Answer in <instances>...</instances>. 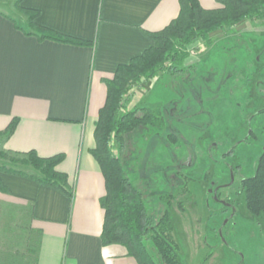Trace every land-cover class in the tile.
<instances>
[{"label":"crops","instance_id":"1","mask_svg":"<svg viewBox=\"0 0 264 264\" xmlns=\"http://www.w3.org/2000/svg\"><path fill=\"white\" fill-rule=\"evenodd\" d=\"M15 2L0 0V130L17 119L1 149L63 154L56 169L71 195L0 171V264H137L124 246L101 243L105 182L90 149L107 93L103 80L153 45L147 33L178 15L179 0ZM22 8L38 13L37 24L89 43L29 34L15 17L27 24Z\"/></svg>","mask_w":264,"mask_h":264},{"label":"rangeland","instance_id":"2","mask_svg":"<svg viewBox=\"0 0 264 264\" xmlns=\"http://www.w3.org/2000/svg\"><path fill=\"white\" fill-rule=\"evenodd\" d=\"M187 49L179 71L129 85L125 109L158 121L112 151L148 212H168L180 264H264V214L246 209L241 187L264 151V17Z\"/></svg>","mask_w":264,"mask_h":264},{"label":"trees","instance_id":"3","mask_svg":"<svg viewBox=\"0 0 264 264\" xmlns=\"http://www.w3.org/2000/svg\"><path fill=\"white\" fill-rule=\"evenodd\" d=\"M20 0H16L18 6ZM214 8H203L198 0H179L178 15L158 31L148 32L153 45L127 64L119 65L113 76L104 79L107 93L94 127L95 145L90 149L105 182V194L100 198L104 218L100 239L102 245L120 244L137 264H180L178 246L172 237V224L167 211L158 216L148 212L143 193L124 170L121 156H115L111 144L121 153L140 130L154 125L158 117L146 107L125 109L129 97L124 95L129 85L148 79L159 71H179L188 55V45L197 39H207L212 31L232 28L247 19L264 17V0H215ZM29 34L39 39L49 38L72 44H88L80 38L43 27L36 22V11L29 9ZM13 118L0 130V146L15 129ZM63 154L40 157L34 150L16 154L0 150V171L25 176L71 195L65 173L56 169ZM30 168V170L27 169ZM245 207L253 215L264 214V151L259 156L255 172L241 181Z\"/></svg>","mask_w":264,"mask_h":264}]
</instances>
